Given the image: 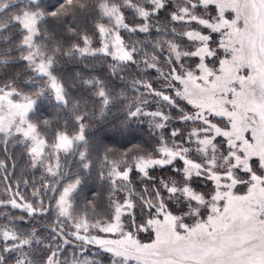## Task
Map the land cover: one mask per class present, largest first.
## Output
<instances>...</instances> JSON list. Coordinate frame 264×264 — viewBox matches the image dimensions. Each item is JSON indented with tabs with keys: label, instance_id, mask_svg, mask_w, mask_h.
Listing matches in <instances>:
<instances>
[{
	"label": "snow or ice",
	"instance_id": "obj_1",
	"mask_svg": "<svg viewBox=\"0 0 264 264\" xmlns=\"http://www.w3.org/2000/svg\"><path fill=\"white\" fill-rule=\"evenodd\" d=\"M129 11L138 24L126 22ZM76 12L99 17L91 34L66 20ZM60 57L111 63L104 77L77 73L73 96ZM42 99L63 112L34 120ZM113 108L123 131L147 122L155 143L118 158L107 149V210L77 213L82 180L65 172L61 153L90 169L88 122ZM10 144L23 145L43 177L26 199L20 184L29 181L0 160V209L22 213L0 211V264H103L98 255L109 264H264V0H0L5 153Z\"/></svg>",
	"mask_w": 264,
	"mask_h": 264
},
{
	"label": "trees",
	"instance_id": "obj_2",
	"mask_svg": "<svg viewBox=\"0 0 264 264\" xmlns=\"http://www.w3.org/2000/svg\"><path fill=\"white\" fill-rule=\"evenodd\" d=\"M45 4H54L56 0H44ZM14 11V10H13ZM11 14V13H9ZM199 14V13H198ZM165 13H161L163 17ZM203 15H209L208 12H203ZM66 20L69 23L75 22L80 24L81 26H87L89 30V34H91V28L94 22L99 21V17L96 16L95 13L91 15H85L81 12H76L72 15L66 17ZM107 23V21H100ZM126 22L130 25L138 24L140 21L137 17H135L134 13L131 11L126 13ZM44 28L52 29L55 27L53 22L48 21L43 25ZM192 27H196V25H192ZM122 35H125L127 39V34L122 32ZM143 39V36L134 35L131 39ZM57 39H64L65 47L70 46L71 40L63 37H57ZM38 43H42L39 38H37ZM94 46H98L95 45ZM187 47L186 45L184 46ZM59 59V73L67 80L68 83L74 84L75 87L71 89V94L76 96L81 91V86L78 80L74 79L77 73L84 75L85 77L89 75H100L102 77L107 75V65L111 63V58H103V59H83V58H74L69 60L67 57H60ZM193 61H187V63H192ZM24 65L21 64L19 68H23ZM131 74L135 75V68L130 69ZM30 75V73H29ZM156 73L150 70V75L145 77L146 79L154 78ZM27 77H25L26 79ZM40 83V81H37ZM156 87H160L159 84L154 85ZM28 90V89H26ZM131 94V93H129ZM152 107H155L153 105ZM190 108V106H188ZM57 112L62 113V109H54L53 106L47 99H42L38 105V111L36 113L31 114L32 118L35 120L37 116H41L46 119H53L56 117ZM175 115V113H173ZM66 116L61 115L59 118V124L63 125ZM124 120V116L122 112L113 108L111 114L107 115V117L103 120H92L89 121V127L86 130V139L88 140V151L90 153V160L92 162V166L90 169L81 170L79 165L76 163L78 160V155H68L67 157L61 153V162L64 164V170L68 173L69 176L75 177L79 175L82 180L81 185L79 186L73 203L76 205L77 213L88 212L89 215H92L93 212L97 214H102L107 210V196H108V188L109 183L107 181H102L99 179V174L102 170H104L103 157L107 149H112L113 153L116 154V158H118V154L125 151L127 148L132 147L134 144H145V143H155V141L151 137V129H149L147 122L145 123H131L130 129L125 132L122 130L121 124ZM69 128H72V122L69 120L68 122ZM179 126V125H176ZM83 150V149H81ZM110 159L113 156L110 155ZM0 160H5L9 165V171H13L11 165L15 164V177L14 180L25 179L28 180L29 183L27 186L24 184H20V191L25 196L26 199H32L31 193L34 187H39L41 183V179L43 177V169L42 168H32L28 157L25 154V149L23 145H8V151L5 153L4 148L0 145ZM65 160L67 161L66 163ZM167 175V173H162L160 170H157L153 173V175ZM136 179L135 177H133ZM70 182L69 180H65L64 183ZM51 193H49L50 195ZM0 198H7V193L5 192L4 183L0 182ZM89 202L92 205H95V209L89 206ZM3 212H9V214H14L16 216L22 215L20 210L17 209H0ZM52 219H48L44 221L47 224H51ZM17 223H21L17 221ZM21 227H25L23 223H21ZM140 238L142 240H146L147 237L145 234L141 233ZM70 253H72V248L68 247V252L66 254L69 259ZM97 257H102L105 259L104 255H98ZM105 260H108L105 259Z\"/></svg>",
	"mask_w": 264,
	"mask_h": 264
},
{
	"label": "rangeland",
	"instance_id": "obj_3",
	"mask_svg": "<svg viewBox=\"0 0 264 264\" xmlns=\"http://www.w3.org/2000/svg\"><path fill=\"white\" fill-rule=\"evenodd\" d=\"M234 15V14H233ZM229 18H231V16H229ZM214 38H217L218 39V37H216L215 35H214ZM214 46V45H213ZM93 251H95V250H93ZM105 256V259H107L108 257L106 256V255H104ZM98 259H100V260H102L101 258L102 257H97ZM71 259V253H70V256H69V260ZM104 258H103V264H109V259L108 260H105Z\"/></svg>",
	"mask_w": 264,
	"mask_h": 264
}]
</instances>
